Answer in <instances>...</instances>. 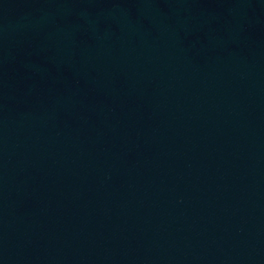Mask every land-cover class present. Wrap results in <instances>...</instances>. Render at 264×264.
I'll return each mask as SVG.
<instances>
[{"label":"water","instance_id":"1","mask_svg":"<svg viewBox=\"0 0 264 264\" xmlns=\"http://www.w3.org/2000/svg\"><path fill=\"white\" fill-rule=\"evenodd\" d=\"M0 264H264V0H0Z\"/></svg>","mask_w":264,"mask_h":264}]
</instances>
